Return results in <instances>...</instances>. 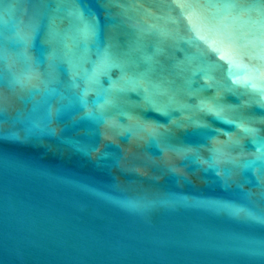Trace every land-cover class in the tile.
Segmentation results:
<instances>
[{
	"label": "water",
	"instance_id": "95a60500",
	"mask_svg": "<svg viewBox=\"0 0 264 264\" xmlns=\"http://www.w3.org/2000/svg\"><path fill=\"white\" fill-rule=\"evenodd\" d=\"M0 264H264V0H0Z\"/></svg>",
	"mask_w": 264,
	"mask_h": 264
}]
</instances>
